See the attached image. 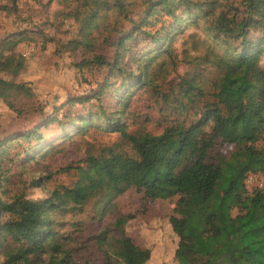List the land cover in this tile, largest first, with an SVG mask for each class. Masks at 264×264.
<instances>
[{"label": "rangeland", "instance_id": "1", "mask_svg": "<svg viewBox=\"0 0 264 264\" xmlns=\"http://www.w3.org/2000/svg\"><path fill=\"white\" fill-rule=\"evenodd\" d=\"M123 1L133 18L139 20V15L134 14L143 10V0ZM239 1L170 0L176 17L159 9L148 18L146 28L152 35L127 40L117 55L118 33L114 28L130 30L132 25L128 19L113 25L114 0H0L4 7L0 9V61L6 69L0 76L23 85L9 92L8 100L15 109L0 97V199L10 200L22 193L35 199L48 197L55 188L72 186L78 178L74 170L59 171L60 168L84 165L88 154H99L108 146L120 145L131 152L129 143L117 132L99 126L104 120L94 115L98 103L91 96V91L99 90L110 75L102 98L108 111L114 110L118 100L111 98L112 90L129 82L130 76L124 79L117 73L110 74L108 66L94 62L96 55H103L110 62L117 55L124 70L138 75L137 66L149 62L148 74L153 84L138 87L130 98L129 113L126 107L122 117L131 131L159 132L162 123L179 115L163 103L161 93L177 94L176 85L182 78L199 73L213 77L218 72L212 67L214 59L236 44L231 39L226 41L215 28L218 14L233 11L232 7L241 8ZM95 6H99L97 16L89 18ZM189 11L197 14L189 15ZM153 36H167L170 53L157 55ZM256 36L264 38L258 31ZM261 60L264 64V49ZM171 84L174 90L169 88ZM3 88L0 82V90ZM89 111L93 123L83 129L81 120L89 119ZM49 117L56 120L49 122ZM34 127H38L40 138L19 137ZM232 148L218 142L211 154L229 153ZM151 153L152 164L145 177L161 180L164 161L156 148L152 147ZM37 178L39 184L32 186ZM245 182L248 191L264 186L259 173H249ZM183 192L188 201L199 199L192 183L185 184ZM178 198L179 195L168 196L162 186H157L153 199L146 197L143 189L131 187L101 205L99 214L88 203L84 208L51 211L50 218L58 233L67 236L65 247L70 249L75 264H103V251L96 239L98 231L101 226H110L120 214L126 217L124 233L134 244L150 250L144 264H179L175 258L178 237L169 223ZM93 215L103 216L102 225ZM5 217L0 215V219ZM117 233H113L114 237ZM254 248L247 255L264 261V237ZM4 259L0 253V263Z\"/></svg>", "mask_w": 264, "mask_h": 264}, {"label": "trees", "instance_id": "2", "mask_svg": "<svg viewBox=\"0 0 264 264\" xmlns=\"http://www.w3.org/2000/svg\"><path fill=\"white\" fill-rule=\"evenodd\" d=\"M170 0H143L144 8L133 14L123 0H114L117 25L127 20L130 30L114 28L116 54L127 40L141 35H152L146 28L148 18L165 9L171 10ZM103 5V4H101ZM213 5V3H212ZM241 8L221 11L216 21V32L225 40L236 44L214 59L213 77L191 76L177 83V94L161 93L164 104L172 106L178 116L162 123L159 132L129 130L122 117L130 108L131 96L140 88L153 84L148 74L149 62L138 65L140 75L126 71L103 55H96L94 62L106 65L110 74H119L130 81L121 88H114L111 98L117 99L116 108L108 111L102 96L108 88L111 76H106L99 90L91 96L98 103L94 113L104 122L99 124L115 131L127 141L130 151L120 145L101 149L99 154H88L84 165L69 164L59 171L74 170L78 178L72 186L55 188L44 198H31L23 193L10 200L0 199V253L5 257L0 264H75L70 249L65 247L67 236H61L54 228L50 212L64 208H84L91 203L94 212H101V205L109 203L126 189H143L148 198H155L157 186H162L168 196L179 195L174 213L169 217L173 232L178 237L175 258L179 264H263L247 253L255 251V245L264 237V186L248 191L246 178L249 173H259L264 178V38H257L256 31L264 36V0H240ZM100 6V5H99ZM95 6L89 18L97 16ZM0 9L4 7L0 6ZM189 15L196 12L189 11ZM167 36H153L155 53H170ZM208 59V58H205ZM0 61V73H5ZM125 71V72H124ZM153 79V78H152ZM3 89L0 97L10 108L8 100L12 89L23 85L0 76ZM155 88V86H154ZM174 90L175 86L170 85ZM7 90V91H5ZM123 90V91H122ZM114 92V93H113ZM159 94V92H157ZM82 118V128L92 125ZM56 117H49L53 122ZM41 137L38 127L27 130L19 137ZM218 142L233 146L229 153L211 151ZM156 148L164 161L165 174L161 180H147L146 170L152 164L151 149ZM192 183L199 199L188 201L184 195L185 184ZM39 184L34 179L32 186ZM112 207V206H111ZM104 211V210H103ZM102 211V213H103ZM101 213V214H102ZM103 216L98 219L102 225ZM126 217L118 215L110 226H101L97 244L104 255L103 264H144L150 250L133 243L123 231ZM113 226V228H111ZM118 232V236L113 233Z\"/></svg>", "mask_w": 264, "mask_h": 264}]
</instances>
